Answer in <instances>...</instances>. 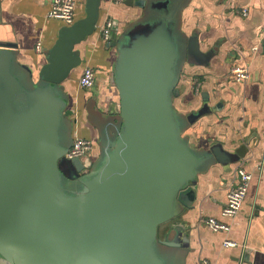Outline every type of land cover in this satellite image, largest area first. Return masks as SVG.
<instances>
[{
    "label": "water",
    "instance_id": "obj_1",
    "mask_svg": "<svg viewBox=\"0 0 264 264\" xmlns=\"http://www.w3.org/2000/svg\"><path fill=\"white\" fill-rule=\"evenodd\" d=\"M126 1L142 15L120 33L113 24L106 45L116 51L109 84L118 112L95 159L65 158L63 83L81 63L75 47L95 32L99 0L59 30L34 74L16 64L14 41L0 43V264H183L188 239L176 221L193 208L197 175L247 153L195 150L184 136L201 112L174 108L179 76L208 61L180 31L186 0Z\"/></svg>",
    "mask_w": 264,
    "mask_h": 264
},
{
    "label": "crops",
    "instance_id": "obj_2",
    "mask_svg": "<svg viewBox=\"0 0 264 264\" xmlns=\"http://www.w3.org/2000/svg\"><path fill=\"white\" fill-rule=\"evenodd\" d=\"M51 1L0 0V43L14 41L16 64L33 74L45 63V53L64 26L47 17ZM75 1L76 22L85 17L86 0ZM126 2L99 0L95 32L75 47L81 63L63 83L71 144L74 137L90 140L92 159L99 155L100 131L110 124L111 117L115 120L118 112L117 92L109 84L116 51L102 41L100 30L110 20L120 33L142 15L140 8L129 7ZM183 6L178 18L180 31L187 38L194 36L202 57L208 59L206 65L186 64L179 76L174 108L183 116L201 112L184 136L195 150L220 144L230 153L244 146L247 153L227 166L213 162L197 175L193 208L176 221L184 226L183 234L188 239L186 248L178 251L182 252L183 264H200L203 260L209 264H264L263 0H186ZM243 8L248 10L247 17L239 13ZM84 66L95 72V84L89 90L77 86ZM234 66L248 72L247 82L231 79ZM194 85H198V94ZM239 166L251 174V180L239 213L224 220L221 210ZM205 218L226 222L230 229L226 233L212 232L201 222ZM224 240L238 246L224 248Z\"/></svg>",
    "mask_w": 264,
    "mask_h": 264
},
{
    "label": "built area",
    "instance_id": "obj_3",
    "mask_svg": "<svg viewBox=\"0 0 264 264\" xmlns=\"http://www.w3.org/2000/svg\"><path fill=\"white\" fill-rule=\"evenodd\" d=\"M121 1L122 0H113L114 3H120ZM75 8V0H52L47 17L50 19L59 20L64 24V26L69 27L75 23ZM239 13L242 17H247L248 10L243 8ZM112 27V22L107 20L100 30L101 39L106 45L110 43L109 38ZM261 41L264 43V29L261 32ZM39 48L40 44H37L36 50L39 51ZM253 50L255 51L256 48H253ZM230 74L231 79L236 83H245L249 79L248 72L239 66H234L231 69ZM94 84V70L88 66L82 67L77 80V86L81 89L89 90L94 86ZM193 90L195 94H198V85H194ZM92 148V142L90 140L74 137L69 150L65 154V158L67 160H72L91 157L90 153ZM235 175V183L227 192L226 202L220 214L224 220H231L239 213L251 180V174L244 170L241 166L236 169ZM201 222L204 223L212 232L226 233L230 229L226 222L217 221L214 218H205L202 219ZM222 246L224 248H236L238 244L232 240H224ZM200 264L209 263L203 260Z\"/></svg>",
    "mask_w": 264,
    "mask_h": 264
},
{
    "label": "rangeland",
    "instance_id": "obj_4",
    "mask_svg": "<svg viewBox=\"0 0 264 264\" xmlns=\"http://www.w3.org/2000/svg\"><path fill=\"white\" fill-rule=\"evenodd\" d=\"M99 162H95V165L97 166V164H98ZM95 166V167H96ZM64 188H65V190H66V192L67 193H70V194H73V193H76L77 191H78V188H71V187H69L68 185H67V183L66 182H64ZM164 228L165 227H162L161 228V232L160 233H162L163 232V230H164ZM158 248V247H157ZM156 251H157V255L159 256V255H161L162 256V249H156Z\"/></svg>",
    "mask_w": 264,
    "mask_h": 264
}]
</instances>
